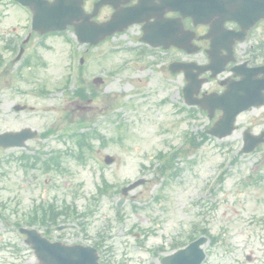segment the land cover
I'll return each instance as SVG.
<instances>
[{
	"label": "rangeland",
	"instance_id": "1",
	"mask_svg": "<svg viewBox=\"0 0 264 264\" xmlns=\"http://www.w3.org/2000/svg\"><path fill=\"white\" fill-rule=\"evenodd\" d=\"M20 10L25 9L10 0L0 3V45L12 33L29 31L26 11ZM134 31L114 35L94 48L77 43L71 28L45 37L34 35L24 56L37 54L33 66L12 61L16 51L0 49L5 62L0 67V132L23 127L39 134L51 130L28 141L26 149L0 150V202L15 209L19 222L23 213L42 200L73 204L78 212H85L91 203L94 208L85 220L86 229L67 231L62 240L93 245L102 238L106 264H160V257L172 252L180 236L187 243L194 227L205 228L216 238L208 237L202 246L206 257L201 264H264V144L249 154L238 153L246 127L254 133L264 128V107L240 114L238 128L230 136L209 137L197 148L190 146L186 138L195 134L200 139L199 132L211 120L198 108L185 106L182 76L170 74L167 65L199 54L148 51ZM261 40L264 23L239 48L248 49ZM141 48L146 52L139 57L136 53ZM81 56L84 60L78 70ZM77 71L89 85L88 92L93 90L92 98L85 101L72 95L75 83L63 89L66 76L73 78ZM96 76L103 81L93 85L91 79ZM44 85L47 91L39 93ZM15 103L32 110L14 112ZM80 117L87 131L95 129L96 137L105 138L104 146L100 139L91 141L93 147L84 152V161L72 154L76 148L68 129ZM173 149L179 150L176 174H156L157 153ZM56 152L63 157L61 171L44 170L40 164L25 169L17 159L20 154L44 159ZM105 154L114 157L112 164L103 162ZM102 177L111 187L93 200ZM137 178L146 181L116 208L120 188ZM1 238L11 246L17 244L19 252L8 254L10 260L35 264L15 231H6Z\"/></svg>",
	"mask_w": 264,
	"mask_h": 264
},
{
	"label": "water",
	"instance_id": "2",
	"mask_svg": "<svg viewBox=\"0 0 264 264\" xmlns=\"http://www.w3.org/2000/svg\"><path fill=\"white\" fill-rule=\"evenodd\" d=\"M19 2L30 5L34 10L33 28L40 32H46L51 30H62L67 24H73L75 32L80 42H89L90 44H96L105 36L112 34L115 30H121L122 27L129 23L137 21L136 15L133 13L125 12L121 16L114 15L109 21L102 24H95L87 20L86 16H83L81 8L77 5L75 0L70 2L64 0H55L53 3H47L44 0H18ZM257 2V3H255ZM252 2L248 0V3L244 6V14L253 11L250 19L246 21L247 24H252L261 17H264V0H257ZM180 9H184L187 14H194V9L197 7L192 6L191 3H180ZM245 22V21H244ZM181 29V27H180ZM145 38L142 37V40ZM239 39H243L240 36ZM170 43L176 46L188 47L189 38H179L177 40L168 39ZM152 44H155L152 42ZM170 69L173 71L181 69V64L174 62L170 64ZM241 78L236 83L229 85L228 91L221 99H209L206 101L210 107H221L223 115L209 130L211 134L218 137H223L229 134L233 129V121L236 114L240 111L247 109L251 105H260L264 103V97L262 91L264 90V66L252 68L246 71L240 72ZM262 74L261 77H258ZM100 81L99 78L94 79V82ZM198 84H194L191 80L184 88L185 96H190L197 91ZM206 99H202L203 104ZM20 106H15V109H21ZM36 132H32L29 129H23L18 133L6 132L0 134V145L6 146H19L23 145V141L27 138L33 137ZM264 132L258 136H245V145L241 152H248L254 149L260 142L264 141ZM108 162L110 158L106 159ZM139 182L128 186L123 189L125 194L127 190L136 186ZM28 233L29 238L33 236L37 238L34 243V247L40 252L41 264H44V249L46 246L45 241L40 239L34 231H25ZM205 241L204 237L192 242L183 250H179L171 256L162 259L165 264H200L204 258V253L199 249V245ZM48 246V244H47ZM55 248L54 244H51V251ZM61 254L57 257L52 253L51 262L56 264H97V256L94 250H87L79 246L75 247H63L61 246Z\"/></svg>",
	"mask_w": 264,
	"mask_h": 264
},
{
	"label": "flooded vegetation",
	"instance_id": "3",
	"mask_svg": "<svg viewBox=\"0 0 264 264\" xmlns=\"http://www.w3.org/2000/svg\"><path fill=\"white\" fill-rule=\"evenodd\" d=\"M97 1H100V0H85L84 1V6H85L86 9H91L92 6H93V4L96 3ZM137 1L138 0H129V1L124 2V3H120L119 5H121V6H129V5L135 4ZM154 3H158V0H155ZM105 8L108 9V12H107L108 14L105 17H103L101 20L107 18L113 12L112 7H110V6H104L101 9V11H100L99 18H100L101 14H102V10L105 9ZM176 15L177 14L176 13H173V12H169V13H166L165 14V16H167V17H172V16H176ZM188 21L189 20H186V22H188ZM138 26H139V29L141 30L142 29V25H138ZM226 26L228 28H231V29L232 28L233 29H236L237 28V26L235 24H231V23H228ZM194 30H195V32L197 34V36H195V38H198V36H200L201 34H204L207 31V27H205V26H198ZM204 43L206 44V46H208V43L209 42L208 41H204ZM18 45L20 46V44H18ZM236 46H237V44L233 45V53H234L235 58L237 59V54H236V50L237 49H236ZM202 54H203L204 58L206 59V61L208 62V59L209 58H208V55L206 54V52L203 51ZM219 55L220 56L224 55V51H222ZM248 62H249V60H248ZM226 68H230V65H228ZM229 75H230L229 72L226 71V76H229Z\"/></svg>",
	"mask_w": 264,
	"mask_h": 264
},
{
	"label": "trees",
	"instance_id": "4",
	"mask_svg": "<svg viewBox=\"0 0 264 264\" xmlns=\"http://www.w3.org/2000/svg\"><path fill=\"white\" fill-rule=\"evenodd\" d=\"M80 91H81V89H80ZM79 95H82V94L79 92Z\"/></svg>",
	"mask_w": 264,
	"mask_h": 264
}]
</instances>
